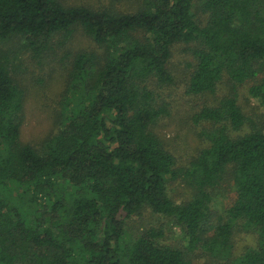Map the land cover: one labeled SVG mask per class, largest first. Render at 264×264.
<instances>
[{"label": "trees", "instance_id": "trees-1", "mask_svg": "<svg viewBox=\"0 0 264 264\" xmlns=\"http://www.w3.org/2000/svg\"><path fill=\"white\" fill-rule=\"evenodd\" d=\"M78 27L98 51L75 52L72 98L36 147L22 140L25 92L1 44L16 39L40 56ZM176 43L192 45L187 93L214 95L224 77L233 84L193 115L210 124L208 144L185 167L152 128L169 113L153 84L174 82ZM263 61L264 0H138L133 11L0 0V264H194L199 245L232 264H264V126L245 128L239 103ZM248 93L264 108V77ZM228 170L237 198L211 230L210 188ZM178 179L194 190L180 203L169 194ZM147 208L172 218L189 250L163 243L155 227L127 234L123 216ZM239 222L257 243L233 256Z\"/></svg>", "mask_w": 264, "mask_h": 264}, {"label": "rangeland", "instance_id": "rangeland-1", "mask_svg": "<svg viewBox=\"0 0 264 264\" xmlns=\"http://www.w3.org/2000/svg\"><path fill=\"white\" fill-rule=\"evenodd\" d=\"M65 4H86L93 8H113L119 11H133L138 0H62ZM56 37L51 48L35 55L32 51H22L16 39L1 44L12 57L13 76L25 92L23 111L22 140L36 147L52 135L63 112V103L72 98V82L70 71L73 56L80 50L98 51L95 42L84 33L82 28H76L71 39L62 43ZM192 45L176 43L172 47L168 68L174 82L167 85L153 84L159 100L166 103L169 113L161 117L152 127L163 140L166 148L172 152L178 166H188L199 151L208 144L206 133L210 128L208 122H194L193 115L205 105L213 104L222 96L233 92V84L224 77L214 95L187 93V80L192 71ZM263 69L255 80L239 86V103L248 117L245 128L264 126V108L258 99L252 98L248 87L264 77ZM69 100H67L68 102ZM212 194L211 218L209 225L213 230L219 223V217L225 216L227 209L237 198V189L230 170L226 177L216 186L210 188ZM170 196L178 203L192 198L194 190L187 183L178 179L169 185ZM124 217L125 230L130 236L145 232L151 227L162 229L161 238L165 244L189 250L182 229L172 218L154 214L149 208L143 209L130 217ZM209 231L211 234L213 231ZM257 234L246 228L243 222L234 226L232 235L233 256L244 253L255 246ZM189 256L194 264H232L229 260L211 255L202 246L189 250Z\"/></svg>", "mask_w": 264, "mask_h": 264}]
</instances>
